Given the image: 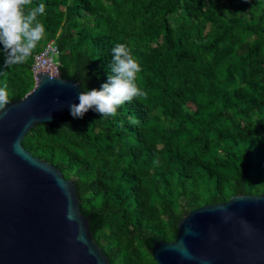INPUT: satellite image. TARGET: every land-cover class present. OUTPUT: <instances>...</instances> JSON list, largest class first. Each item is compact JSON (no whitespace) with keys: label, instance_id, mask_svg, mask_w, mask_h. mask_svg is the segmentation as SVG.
<instances>
[{"label":"trees","instance_id":"16d2710c","mask_svg":"<svg viewBox=\"0 0 264 264\" xmlns=\"http://www.w3.org/2000/svg\"><path fill=\"white\" fill-rule=\"evenodd\" d=\"M49 41L93 104L22 146L75 185L109 264H156L190 211L264 194V0H0V108Z\"/></svg>","mask_w":264,"mask_h":264},{"label":"water","instance_id":"95a60500","mask_svg":"<svg viewBox=\"0 0 264 264\" xmlns=\"http://www.w3.org/2000/svg\"><path fill=\"white\" fill-rule=\"evenodd\" d=\"M92 104L55 67L0 108V264H109L90 233V217L79 211L75 185L22 146L36 125ZM150 254L156 264H264V194L190 211L174 241L152 242Z\"/></svg>","mask_w":264,"mask_h":264},{"label":"built area","instance_id":"2783aa9c","mask_svg":"<svg viewBox=\"0 0 264 264\" xmlns=\"http://www.w3.org/2000/svg\"><path fill=\"white\" fill-rule=\"evenodd\" d=\"M57 56V49L53 41H49L43 45L40 53H37L33 56L32 63V74L35 78V75L41 72L47 71L49 75L55 73V67L58 71V63L53 62V57Z\"/></svg>","mask_w":264,"mask_h":264},{"label":"rangeland","instance_id":"374dc122","mask_svg":"<svg viewBox=\"0 0 264 264\" xmlns=\"http://www.w3.org/2000/svg\"><path fill=\"white\" fill-rule=\"evenodd\" d=\"M53 62L58 63V57L57 56L53 57ZM153 114L154 115H159L158 110L155 111ZM118 238H119L120 243L122 245H127V244H132V246L137 245L135 241H131V238H130V236L127 233H122L121 236H118ZM140 249H141V247H140Z\"/></svg>","mask_w":264,"mask_h":264},{"label":"clouds","instance_id":"9594fccd","mask_svg":"<svg viewBox=\"0 0 264 264\" xmlns=\"http://www.w3.org/2000/svg\"><path fill=\"white\" fill-rule=\"evenodd\" d=\"M33 78H34V76H33ZM34 81H35V78H34Z\"/></svg>","mask_w":264,"mask_h":264}]
</instances>
